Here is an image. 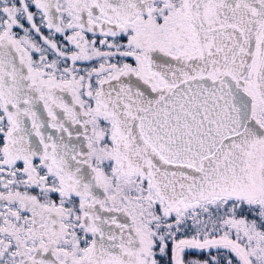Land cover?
I'll use <instances>...</instances> for the list:
<instances>
[{
    "label": "snow or ice",
    "instance_id": "1",
    "mask_svg": "<svg viewBox=\"0 0 264 264\" xmlns=\"http://www.w3.org/2000/svg\"><path fill=\"white\" fill-rule=\"evenodd\" d=\"M0 264H264V0H0Z\"/></svg>",
    "mask_w": 264,
    "mask_h": 264
}]
</instances>
